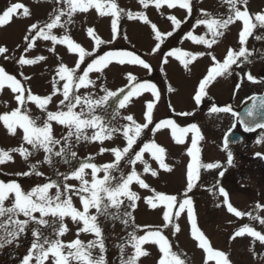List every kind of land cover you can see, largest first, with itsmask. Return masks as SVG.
<instances>
[{
    "label": "snow or ice",
    "instance_id": "6c2138e0",
    "mask_svg": "<svg viewBox=\"0 0 264 264\" xmlns=\"http://www.w3.org/2000/svg\"><path fill=\"white\" fill-rule=\"evenodd\" d=\"M53 4L48 19L45 22H34L26 30L22 37V53L15 56V50H10L6 45H0V56L5 60H13L20 67L33 66L46 62L48 56L35 55L29 57L27 54L37 48L38 41L50 42L47 51L56 54V46L63 45L69 53L77 55L74 67H69L61 62L55 69V76L51 80V91L48 94L40 95L32 92L28 81L32 79L22 72L23 80L16 75L10 74L3 66H0V96L5 90H9L16 103V107L10 111L0 114V124L7 134L18 137L20 144L10 149H0V165L15 163V155L22 158L29 164L31 171L18 173V175H38L43 173L36 171L40 164L48 165L55 170L60 162L70 165L68 173L56 175L62 177L61 181L48 179L47 182L37 184L28 189L22 186L21 182L15 180L5 182L0 180V248L6 244L11 245L22 235L30 232L32 241L27 253L22 258L21 264H108L106 258V237L103 234L102 224L111 221L112 226L119 222L125 229L132 230L122 238L123 242L115 245L119 249V264H142V258L151 257L152 253L145 246H155L158 249L156 264H189L186 255L174 250L173 243L163 232L168 229L172 234L179 233L181 226L177 222L181 215L186 213V220L190 225V236L196 246L206 254L204 264L214 261L215 264H231L227 253L216 250L211 245L208 237L198 224L197 213L193 200L188 193L194 187V181L199 179L200 169H214L221 167L219 163H202L200 160V148L198 141L203 140L200 128L196 124L180 127L171 119L162 120L150 129L153 124V111L160 99V92L156 84L149 81H141L132 72H126L124 78L127 83L117 89L110 90L106 84H97V80L105 76V70L110 65L139 66L151 71V65L134 50L114 49L100 53L102 45L111 44L112 40H103L94 27H87L86 34L94 41L92 51L86 50L80 43L71 36V26L75 24L74 17L80 14H88L91 10L100 17L111 18V33L113 40L120 35L119 22L122 18L128 20L142 21L151 29V34L156 41L150 54H155L161 49L166 37L181 27L183 23L193 14L192 0H137L141 8L146 10L154 7L161 16V11L179 9L186 12L183 20L176 15L169 14L167 19L173 26L172 31L162 32L156 23H153L145 11L132 12L119 6L118 0H47ZM221 6L227 7L226 13L213 14L205 9L199 10V16L193 25L195 27L205 26V35H194L193 31L185 34V38L195 44L205 45L211 49L213 45L220 43V38L230 31L231 26L238 22V48L228 47L222 60L218 59L211 51L190 53L179 49H173L163 57L162 62L168 63L169 57H175L181 64L189 69V65L204 55L209 56L211 65L206 75L199 81L198 87L193 96L197 105L207 97L209 87L217 81V78H224L233 74V65L237 67L244 63H252L250 57L253 52L246 45L249 37H252L254 30L264 28V9L252 13L250 0H219ZM22 10V11H21ZM31 16L30 9L22 3L12 4L3 12H0V28L9 25L14 18ZM54 29H61L62 35L54 33ZM210 34L211 38L206 36ZM125 39L127 36L125 34ZM256 40L264 39L255 36ZM21 47L20 45L17 46ZM264 58V53H261ZM86 59L90 62L85 64ZM99 74L93 79L90 74ZM248 81L258 83L256 77L250 72L244 73ZM84 90L83 92L81 90ZM93 89H99L104 94L97 97ZM169 92L175 91L171 86ZM150 93L152 100L145 102V122H137L132 114L121 116L120 109H126L133 103L134 98H140L144 93ZM61 97L58 101L55 98ZM118 108L112 112H101L108 102L114 99ZM5 108L9 107L7 100H0ZM29 105L35 106L38 115H33ZM50 105L55 110L50 109ZM171 107V106H170ZM260 107L264 108V100H261ZM229 106L219 107L213 105L211 113H230ZM179 115H193L191 112L179 113ZM248 116H253V110L249 109ZM120 117L127 123L117 125L114 122ZM244 123V121H240ZM162 127L171 129V134L177 144L185 143V136L192 133L191 147L187 149V155L191 158L186 166V190L183 197L174 194H167L157 191L146 182L145 176L157 177L159 170L171 173L173 167L166 163L167 150L156 143L154 139L142 142V134L145 129L149 131L159 130ZM232 127H235L233 125ZM57 128L61 131L57 134ZM255 128L264 129V123H256L254 127L246 126L245 131L251 132ZM121 136L126 141L123 147H105L106 141L114 142ZM142 142L138 150L134 146ZM98 143L97 155L111 154L112 162L97 164L94 156H88L80 162L73 164L78 158L74 150L77 146L86 143ZM264 142L262 135L257 143ZM229 138L225 136L223 149L228 150ZM43 153L42 159H35ZM148 155L152 161L158 164L153 168ZM257 155H261L257 153ZM232 152L228 151V163H232ZM137 165L142 166L141 170ZM127 168V171L124 169ZM223 172L220 175L223 176ZM75 181L76 183H68ZM133 185L152 193L149 196L141 197L133 190ZM54 189V191H53ZM211 191V190H210ZM219 195L223 198L217 207L226 208L227 213L237 218L247 216L250 221L258 222L264 227V217L253 215L251 212H242L230 202L229 193L223 187L218 189ZM143 202L151 209L160 208L162 211V225H138L135 223L133 212L138 208V202ZM78 202V203H77ZM257 208L264 207L257 204ZM68 221L76 225V238L71 241H64L62 237L71 230ZM143 232V234H139ZM81 234H91L94 239L85 243L80 237ZM245 235L253 238L251 251L255 254V243L259 241L264 245V232L256 230L251 224H244L236 229L230 236L231 240ZM131 248L132 252L126 256V249ZM98 249L99 254H94Z\"/></svg>",
    "mask_w": 264,
    "mask_h": 264
},
{
    "label": "rangeland",
    "instance_id": "374dc122",
    "mask_svg": "<svg viewBox=\"0 0 264 264\" xmlns=\"http://www.w3.org/2000/svg\"><path fill=\"white\" fill-rule=\"evenodd\" d=\"M22 3L30 9L31 16L29 18L18 17L13 21L0 28V45H6L10 50H15V56L19 57L22 53L23 40L22 37L26 34L28 26L34 22H45L48 19V14L53 8V4L47 0H0V12H3L7 7L12 4ZM119 6L132 12L145 11L148 18L156 23L162 32L173 30L171 22L166 18L169 14H174L178 19L183 20L186 16L184 10L179 9H162L165 13L161 16L160 13L154 8L149 7L144 10L137 0H118ZM193 14L177 29L171 37H166L161 49L155 53L150 54L151 49L155 46L156 41L151 34L149 26L145 25L142 21L128 20L122 18L119 22L120 35L113 40L111 33V18L100 17L95 10H91L88 14L78 13L75 17V24L71 26L72 38L81 44L88 51H92L94 41L87 36L86 28L94 27L97 34L103 40H112L111 44L102 45L100 53L106 50L114 49H127L134 50L138 55L144 58L150 65L151 71L145 70L139 66H120L110 65L109 69L105 70V76L97 80V84H106L110 90H117L123 87L127 81L124 78L126 72H132L141 81H149L156 84L160 92V99L156 103L153 111V124L149 125L150 129H154V125L162 120L171 119L175 121L180 127H186L191 124H196L203 135L204 139L198 141L200 148V160L202 163H219L221 167L206 170L201 168L199 172V179L195 180L194 187L188 196L193 200L194 208L198 217V224L208 237L211 245L216 250H222L228 254L231 264H264V245L259 241L255 243V254L251 251L253 238L245 235L231 240V234L243 226L244 224H251L258 231L264 232V227L260 226L258 222L250 221L247 216L237 218L233 214H229L226 208L217 207L221 203L222 197L219 195L218 189L223 187L229 193L230 202L237 210L242 212H251L254 216L259 215L264 217V207L257 208V204L264 206V167L256 159V154L261 152L264 156V142L257 143L262 135H255L248 137L246 144L239 147L229 149L226 151L221 145V138L225 131L230 130L232 125L231 117L226 113H211L210 108L213 105L221 106L225 101H230L233 106L240 105L248 93L255 91L254 88L260 86V83H253L251 85L244 80V73L250 72L257 76V73L264 72V58L261 53H264V39L256 40L255 36L264 37V28H257L254 30L252 37H249L246 47L253 52L250 59L252 63H244L242 66L237 67L233 65V76H226L224 78H217L208 89V95L197 105L193 96L198 87L199 81L206 75L207 70L211 65L209 56L204 55L199 57L196 61L189 65L186 69L179 60L175 57H169L168 63L162 62L163 57L173 49H179L184 52L197 53L211 51L220 60L224 58L228 47L238 48V29L240 23L231 26L229 32L224 37L220 38V43L213 45L211 49H207L205 45L195 44L191 40L185 38V34L193 31V25L199 16V10L205 9L209 12L216 14L226 13L227 7L221 6L219 0H192ZM264 9V0H250V10L252 13ZM22 11V10H21ZM55 34L62 35L61 29H54ZM207 29L201 25L195 27L194 35H205ZM127 36V39L124 36ZM206 38L210 39L208 34ZM20 45L21 47H17ZM37 48L28 53L29 57L35 55L48 56L46 62H42L33 66L20 67L13 60H5L0 56V66H3L7 72L16 75L18 79L23 80L22 72L25 76H30L32 79L28 81V86L35 94L45 95L51 91V80L55 76V69L61 62L57 57L62 58V62L69 67H74L77 60V55L69 53L66 46L57 45L56 54L49 53L47 47L50 42L38 41ZM86 62L81 67H85ZM239 73L242 77L238 83L236 81V74ZM93 79L99 75L97 73L90 74ZM262 84V83H261ZM171 86L175 91L169 92L168 88ZM234 87H238L237 89ZM253 87V88H252ZM84 91L83 89L81 90ZM97 97L103 95L99 89H93ZM61 97L55 98L58 101ZM153 97L150 93H144L140 98H134L133 103L129 104L126 109H120L121 116L132 114L137 122L143 124L145 122V102L152 100ZM0 100H7L9 107L5 108L0 104V114L14 109L17 105L9 90H5ZM171 106V107H170ZM33 115H38V110L33 105H29ZM118 108V103L114 99L110 100L107 106L101 112L112 113ZM51 110H55L50 105ZM191 112L193 115L183 116L179 113ZM117 125L127 123L120 117L114 122ZM57 134L60 129L57 128ZM192 133L185 136L184 144H177L171 134V129L162 127L159 130L149 131L144 130L142 134V142H147L154 139L156 143L163 146L167 150L166 163L173 167L171 173L159 170L157 177H151L150 174L145 176L146 182L149 183L157 191L167 194H174L178 197H183L186 190V166L191 158L187 155V149L191 147ZM264 135V134H263ZM142 142L138 141V145L134 146L138 150L142 146ZM126 141L123 137L118 136L114 142L106 141L105 147L111 148L120 146L123 147ZM20 144L18 137H13L7 134L6 130L0 124V149H10L17 147ZM99 149L98 143H86L77 146L74 150L78 153V158L73 161L76 164L87 158L94 156V162L97 164L112 162L114 157L105 153L103 156L97 155ZM260 150V151H259ZM228 151L232 152V163H228ZM15 155V163L0 165V180L5 182L15 180L21 182L25 189H28L37 184L47 182L53 179L61 181L62 177L57 176L55 173H68L70 165L60 162L56 165L55 170L48 165L40 164L37 166L36 171L43 173L42 176L38 175H18V173L29 172V164L22 160L21 157ZM43 153H40L35 159L30 160V163H35L36 159H42ZM146 159H149L153 168H158V164L152 161L146 154ZM140 165L137 169L141 170ZM127 171V168L124 169ZM223 172V176L220 175ZM68 183H76L75 181H68ZM133 190L137 191L141 197L149 196L148 190L140 189L137 185H133ZM211 190V191H210ZM54 191V189H53ZM78 203V202H77ZM135 216V223L138 225H162V211L160 208L151 209L143 200L138 202V208L133 212ZM181 226L179 233L172 234L168 229L163 232L170 241L173 243L174 250L182 252L186 255L189 264H204L206 254L203 250L196 246V243L190 236V225L186 220V213L181 215L179 221ZM68 227L71 230L62 239L64 241H71L76 238L75 230L76 225L68 221ZM103 234L106 237V258L108 264H119V249L115 246L123 242L124 237L132 229L129 227L125 229L121 223L106 222L102 224ZM143 234V232L139 233ZM85 243L94 239L91 234H81L80 237ZM32 241L30 232L22 235L17 241L11 245H5L0 248V264H21L22 258L27 253V250ZM152 253L149 258H142V264H156L158 259V249L155 246H145ZM132 249H126V256L130 255ZM94 254H99L98 249ZM208 264H215L214 261H208Z\"/></svg>",
    "mask_w": 264,
    "mask_h": 264
},
{
    "label": "water",
    "instance_id": "95a60500",
    "mask_svg": "<svg viewBox=\"0 0 264 264\" xmlns=\"http://www.w3.org/2000/svg\"><path fill=\"white\" fill-rule=\"evenodd\" d=\"M238 79H239V76H238ZM261 100H264V91L261 94L252 95L249 98V100H247L245 103H243L240 107L236 109L233 108L230 103L224 106H229L232 109V111L229 114L233 116L234 122L240 126L243 132L254 133L258 130H261V128H255L254 131L248 132V131H245V127L246 126L254 127L256 123H264V108L260 107ZM249 109L253 110V116L247 115V112ZM240 121H244V123H241ZM226 135H228V138H229V146L238 144L242 141L241 134L227 131L223 135L222 145H223V141Z\"/></svg>",
    "mask_w": 264,
    "mask_h": 264
},
{
    "label": "flooded vegetation",
    "instance_id": "af4514ba",
    "mask_svg": "<svg viewBox=\"0 0 264 264\" xmlns=\"http://www.w3.org/2000/svg\"><path fill=\"white\" fill-rule=\"evenodd\" d=\"M233 72V71H232ZM252 74V73H251ZM253 75V74H252ZM231 76H233V75H231ZM254 77H256L257 78V80L258 81H262V82H259L260 83V86H258L257 88H254V90L255 91H252V92H250V93H248V95L244 98V100L242 101V103L244 102V101H246V100H248L249 99V97L251 96V95H253V94H261L263 91H264V72H259V73H257V76L256 75H253ZM242 79V77H239V79ZM244 80H247V78L246 77H244ZM236 81H237V76H236ZM241 81V80H240ZM240 81H237L238 83H237V85L239 84V82ZM247 82L249 83V84H251V85H254L252 82H250V81H248L247 80ZM262 83V84H261ZM234 88H236V87H234ZM238 88V87H237ZM236 88V89H237ZM253 88V87H252ZM228 102H230V101H225L223 104H226V103H228ZM241 103V104H242ZM240 104V105H241ZM239 105H235V107H238ZM231 117V116H230ZM231 119H232V125H231V131H233V132H235V133H240L241 135H242V141L240 142V143H238V144H236V145H232V146H230L229 147V149H233V148H236V147H239V146H241V145H244V144H246V141H247V138L250 136V137H252V136H255V135H263L264 134V130H258V131H256V132H254V133H244V132H242V130H241V128H240V126L239 125H237V124H235L234 123V121H233V118L231 117ZM233 125H235V127H232ZM260 151V150H259ZM261 155H257L256 154V159L260 162V166L262 165L263 167H264V156L262 155L263 153H261V152H259Z\"/></svg>",
    "mask_w": 264,
    "mask_h": 264
}]
</instances>
